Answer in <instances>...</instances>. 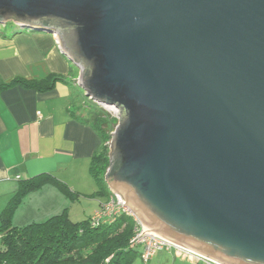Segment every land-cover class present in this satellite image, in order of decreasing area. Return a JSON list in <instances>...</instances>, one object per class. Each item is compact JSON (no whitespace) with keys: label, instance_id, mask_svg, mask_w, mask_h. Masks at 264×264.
<instances>
[{"label":"water","instance_id":"1","mask_svg":"<svg viewBox=\"0 0 264 264\" xmlns=\"http://www.w3.org/2000/svg\"><path fill=\"white\" fill-rule=\"evenodd\" d=\"M116 108L106 181L153 235L264 264V0H0Z\"/></svg>","mask_w":264,"mask_h":264},{"label":"crops","instance_id":"2","mask_svg":"<svg viewBox=\"0 0 264 264\" xmlns=\"http://www.w3.org/2000/svg\"><path fill=\"white\" fill-rule=\"evenodd\" d=\"M1 30L0 218L7 217L15 226L44 221L68 207L62 191L80 196L89 194L87 189L92 190L91 202L82 212L91 216L110 194L102 191L103 199L95 201L93 192L98 190L91 184V165L103 141L91 124L74 116L83 112L84 105L81 97L75 99L79 78L75 64L49 33ZM18 78H48L42 84L50 88L40 90L21 83L4 87ZM41 175L49 177L33 188L32 183ZM132 264L144 263L137 256ZM148 264L192 263L163 249Z\"/></svg>","mask_w":264,"mask_h":264},{"label":"trees","instance_id":"3","mask_svg":"<svg viewBox=\"0 0 264 264\" xmlns=\"http://www.w3.org/2000/svg\"><path fill=\"white\" fill-rule=\"evenodd\" d=\"M10 23L14 24L12 20H8L5 25L0 26L6 28ZM13 31L34 32L17 25ZM52 35L56 38L55 34ZM47 79L30 81L18 78L4 87L21 83L45 90L50 88V85L43 87ZM54 80L58 81L59 78L54 77ZM79 97L81 96L75 98ZM92 103L97 106L95 102ZM74 116L91 124L99 132L103 142L112 137L108 134L115 130L119 121L109 113L98 112L90 107L88 111L74 113ZM103 151L105 149L102 147L94 155L91 171L100 186V192L110 194L107 183L101 177L103 173H107L110 166L107 151ZM48 177L41 175L38 181L32 183L33 188L42 185ZM136 225L135 218L127 212L120 213L115 221L102 220L95 224L92 215L73 220L68 207L52 214L44 221H35L24 226H15L7 217L2 216L0 264H132L134 259L141 255L139 249L131 248Z\"/></svg>","mask_w":264,"mask_h":264},{"label":"built area","instance_id":"4","mask_svg":"<svg viewBox=\"0 0 264 264\" xmlns=\"http://www.w3.org/2000/svg\"><path fill=\"white\" fill-rule=\"evenodd\" d=\"M22 27V26H20ZM24 28V27H22ZM30 29V28H28ZM32 30V29H31ZM39 115L41 113L39 112ZM112 197L109 198L102 205V209L97 211L93 216V222L99 223L102 220L115 221L120 213L127 212L132 215L137 221V229L142 226V230H137L135 236L131 239V248H141V258L148 264L155 254L163 249L173 251L178 257L187 259L194 263H208V264H219L216 263L200 254L194 253L182 246L176 245L175 243L166 240L160 236L151 234L142 224V220L134 216L128 208L125 206L123 197L119 194L112 192ZM1 239V234H0Z\"/></svg>","mask_w":264,"mask_h":264},{"label":"rangeland","instance_id":"5","mask_svg":"<svg viewBox=\"0 0 264 264\" xmlns=\"http://www.w3.org/2000/svg\"><path fill=\"white\" fill-rule=\"evenodd\" d=\"M1 28H2V30H8V31H10V30H13L14 29V27H15V25L14 24H12V23H10V24H8V26L5 28V27H2V26H0ZM1 30V31H2ZM50 35H52V34H50ZM54 37V36H53ZM55 38V37H54ZM75 66V76L76 77H80V74H81V69L79 68V67H77V65H74ZM75 94L78 96V94H80L81 95V101H83L84 100V105H82V108H81V111H88V109H89V107L90 108H92V109H95L96 111H98V112H100V111H102V112H104V113H109L110 114V116H112L113 118L114 117H117V114H116V111H117V109H115V108H113V107H106V108H103V107H101V109H99L98 107H100V106H94L95 104H93L92 102H91V100L90 99H88L86 96H85V93H84V91L79 87V86H77L76 88H75ZM75 95V96H76ZM76 99V98H75ZM83 104V103H82ZM86 107H88V108H86ZM112 133H113V131H112ZM112 133L110 134H108V135H110V136H112ZM107 135V134H106ZM107 135V136H108ZM106 136V137H107ZM102 147L105 149V151H107V155H108V158H109V162H110V157H111V153H112V137H110V138H107L104 142H103V144H102ZM105 151H103V152H105ZM102 178H104L103 180L107 183V181H106V172L105 173H103L102 174V176H101ZM91 179H93L92 181H91V184L92 185H94V187L96 188L95 190H98V192L96 191V192H93V194H95V196H97V198H96V200L95 201H99V200H102L103 199V196H101V194H99V193H101L100 192V186H99V184L97 183V181H96V179L94 178V176L92 175V177H91ZM107 189H109V191H110V197L109 198H111L112 197V191H111V189H110V187H109V185H108V183H107ZM62 191V190H61ZM94 191V190H93ZM86 193H91L92 192V190L91 189H87L86 191H85ZM62 193L64 194V200L65 201H63L64 203L65 202H67V205H68V212H69V215H70V217L73 219V220H80V219H82V218H86V217H84V216H87V215H83V206H87L86 204H88V202H91L90 201V197L92 196H89V194H85V195H80L79 196V194L78 193H73L71 190H65V191H62ZM80 198V199H79ZM63 206L64 205H62L61 207H60V209L61 208H63ZM102 209V206H100V208L98 209V211H100ZM62 210V209H61ZM89 210H90V207H89ZM78 212L80 213L79 215H78ZM89 212H91V211H89ZM97 212V211H96ZM95 212V213H96ZM94 215V214H93ZM92 215V216H93ZM138 225V224H137ZM137 225H136V229H135V231H137V230H142V226L139 228V229H137ZM143 231V230H142ZM135 234H136V232H135ZM135 234H134V236H135ZM170 251V250H169ZM158 253V252H157ZM156 253V254H157ZM155 254V255H156ZM141 256V255H140ZM139 257V256H138ZM155 256H153L152 257V259L154 258ZM151 259V260H152ZM189 262H191V261H189ZM143 263L145 264V262L143 261ZM192 264H199V263H194V262H191Z\"/></svg>","mask_w":264,"mask_h":264},{"label":"bare ground","instance_id":"6","mask_svg":"<svg viewBox=\"0 0 264 264\" xmlns=\"http://www.w3.org/2000/svg\"><path fill=\"white\" fill-rule=\"evenodd\" d=\"M116 109V108H115ZM137 217V216H136ZM140 228V227H139ZM140 230V229H139ZM136 232V231H135ZM140 249V248H139Z\"/></svg>","mask_w":264,"mask_h":264}]
</instances>
